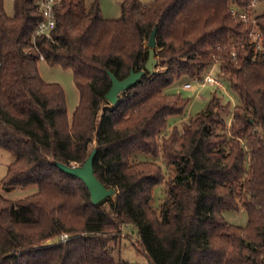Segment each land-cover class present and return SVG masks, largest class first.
<instances>
[{
  "label": "trees",
  "instance_id": "trees-1",
  "mask_svg": "<svg viewBox=\"0 0 264 264\" xmlns=\"http://www.w3.org/2000/svg\"><path fill=\"white\" fill-rule=\"evenodd\" d=\"M252 1L121 0L120 17L106 19L100 0H60L52 37L34 40L35 0H15L13 16L0 0V149L14 157L2 186L38 187L19 200L0 194V264H132L115 256L127 225L137 228L149 264H264V13L255 24L231 13ZM156 26L161 69L151 74L147 43ZM41 57L73 71L80 102L71 121L62 86L40 75ZM214 65L240 100L230 135L216 133L228 126L217 95L188 125L162 135L189 104L168 87ZM131 72L144 73L112 105L111 74ZM94 148L96 176L117 190L99 204L57 165H82ZM137 152L162 155L169 178L156 161H133ZM163 182L168 197L156 211L153 189ZM240 208L246 227L223 216Z\"/></svg>",
  "mask_w": 264,
  "mask_h": 264
},
{
  "label": "rangeland",
  "instance_id": "rangeland-1",
  "mask_svg": "<svg viewBox=\"0 0 264 264\" xmlns=\"http://www.w3.org/2000/svg\"><path fill=\"white\" fill-rule=\"evenodd\" d=\"M90 0H87L89 3ZM143 3H149L152 0H140ZM101 8L107 17H113V15H121V0H100ZM4 7L8 15L13 16L15 12V0H4ZM260 11H264V5L259 6ZM148 45V43H147ZM38 68L41 77L44 81L48 83H58L62 86L66 96V105L69 120H72L73 114L80 102L79 90L76 86L74 74L72 69L63 67L62 65H50L44 59H40L38 62ZM213 67H211L212 69ZM161 69V66H157L156 70ZM209 71V69H208ZM218 74V66L215 69L214 76ZM219 77L222 79L223 86L217 87L212 86L208 83H203L202 78L188 79L184 78L179 82H175L168 87L170 93L180 94L183 98L189 101L188 108L184 116L175 115L169 119V125L166 130H164L162 135H167L172 130L174 126H178L180 129L190 123V121L200 112L205 110L214 95H217L221 103L228 107V110L223 113V117L226 120L228 126L221 127L218 125L216 128V133L230 135L231 130V111L232 109L240 103L239 97L231 89L228 77L220 74ZM191 82L192 88L187 89L184 84ZM121 94V93H120ZM123 100L122 96H119L118 102L112 105H117ZM96 146V141L91 144V149ZM14 157L11 153L6 150L0 149V194L11 200H19L30 196L37 192V185H30L27 187H14L10 189H5L2 186V179L6 175L8 165L13 161ZM133 161L137 160H152L158 162L164 173L166 179L169 178V166L167 161L160 155L158 158H154L152 155L137 152ZM115 196V195H114ZM113 197V196H112ZM168 197V187L165 182L156 185L153 189V200L152 207L159 211L163 201ZM224 218L231 224L246 227L249 223L248 211L244 208L238 210L226 209L223 211ZM252 240H259V238L253 234L251 236ZM139 235L137 228L133 225H127L124 227V238L122 240V245L115 251L116 258L121 257L128 260L132 264H149V260L143 252L139 251ZM264 257V255H263Z\"/></svg>",
  "mask_w": 264,
  "mask_h": 264
},
{
  "label": "water",
  "instance_id": "water-1",
  "mask_svg": "<svg viewBox=\"0 0 264 264\" xmlns=\"http://www.w3.org/2000/svg\"><path fill=\"white\" fill-rule=\"evenodd\" d=\"M158 26L152 31L149 40V57L145 65L146 70L153 74L158 66V59L156 57ZM144 72H131L125 79H118L114 74H111L112 86L106 95L107 100L115 104L118 102L119 94L128 90L137 81H139ZM97 154V148H94L86 161L82 165H66L58 162V167L65 173L81 179L89 189L91 200L94 204H99L108 197L116 195L117 190L113 187H108L95 174L94 160Z\"/></svg>",
  "mask_w": 264,
  "mask_h": 264
},
{
  "label": "built area",
  "instance_id": "built-area-1",
  "mask_svg": "<svg viewBox=\"0 0 264 264\" xmlns=\"http://www.w3.org/2000/svg\"><path fill=\"white\" fill-rule=\"evenodd\" d=\"M37 9L41 15V18L33 32V39L36 40L39 37L51 38L53 32L56 28V15L55 7L59 4L60 0H35ZM261 5L260 0H253L252 3L247 8H239L237 6L231 7V13L233 17L237 20L242 21L245 24L256 23V18L263 14L264 11L259 9ZM249 37L251 40L256 41L257 48L261 47V36L257 33L255 28H252L249 32ZM43 59V57H41ZM213 68L209 69L202 78L203 83H208L212 86L222 87V79L217 76H214L215 69L217 65L212 66ZM184 87L187 89L192 88L191 82L184 84ZM68 238V234L60 235V239L65 240Z\"/></svg>",
  "mask_w": 264,
  "mask_h": 264
},
{
  "label": "crops",
  "instance_id": "crops-1",
  "mask_svg": "<svg viewBox=\"0 0 264 264\" xmlns=\"http://www.w3.org/2000/svg\"><path fill=\"white\" fill-rule=\"evenodd\" d=\"M92 0H90L89 2H91ZM101 4V3H100ZM102 13H103V11H102ZM121 14V13H120ZM103 16H104V18H106V19H117V18H119L120 17V15L117 17V15L115 14V15H113V17H107L106 16V14H104L103 13Z\"/></svg>",
  "mask_w": 264,
  "mask_h": 264
}]
</instances>
